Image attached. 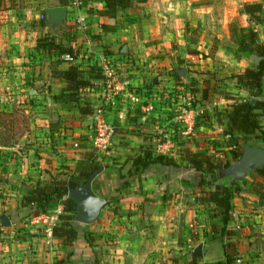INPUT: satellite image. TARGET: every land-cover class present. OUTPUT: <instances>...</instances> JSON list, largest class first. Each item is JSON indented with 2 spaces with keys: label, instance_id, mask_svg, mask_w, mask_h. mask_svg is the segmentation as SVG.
Listing matches in <instances>:
<instances>
[{
  "label": "crops",
  "instance_id": "obj_1",
  "mask_svg": "<svg viewBox=\"0 0 264 264\" xmlns=\"http://www.w3.org/2000/svg\"><path fill=\"white\" fill-rule=\"evenodd\" d=\"M244 1L257 0H131L125 9L108 16L103 13V0H82L78 6L69 0H0V103H22L25 112L36 103L44 111L35 115L48 122L36 129L39 142L31 135L24 147H11L0 165L7 171L3 181L8 192L0 216L9 219L0 223V264H192V255L196 264H202L206 259H222V243L231 242L239 252L238 264H264V198L261 203L246 180L252 171L238 179L227 175L239 181V189L231 199L226 234L214 238L210 224L220 227L221 214L213 202L204 201L201 173L180 154L181 149L223 150L226 118L218 112H227L237 98L249 95L239 87L236 74L256 65L257 54L239 50L238 43L249 29L264 40V20L255 23L239 13ZM62 5L67 7L65 20L54 30L44 9ZM67 34L73 36L70 58L36 47L47 35L66 43ZM226 62L233 68L230 81L219 75ZM107 63L128 87V92L110 99L101 83ZM71 64L90 82L79 90L78 101L70 100L62 77ZM197 81L204 84L193 87ZM225 82H233L230 97L214 91V87L224 90ZM205 85L212 88L206 90ZM132 93L139 95V104H133ZM188 96L193 98L191 106H187ZM148 102L153 110L146 112L143 107ZM181 103L187 111L182 115ZM222 104L225 110L220 109ZM83 105L92 110L106 107L105 120L115 127L106 151L93 147L90 117L79 110ZM54 110L62 120L55 131L48 115ZM261 125L264 131V118ZM46 132L59 136L57 145L49 144ZM219 136L222 142L218 143ZM73 141L79 147H73ZM144 150L174 151L178 165L152 164L140 178L117 190L119 170L126 173L131 156ZM90 160L103 166L93 189L108 203L93 223L72 221L77 238L64 244L52 234V227L61 224L63 206L54 203L34 215V206L20 200L27 186L77 175ZM198 246L201 255L195 254ZM248 251L255 257L250 259Z\"/></svg>",
  "mask_w": 264,
  "mask_h": 264
},
{
  "label": "trees",
  "instance_id": "obj_2",
  "mask_svg": "<svg viewBox=\"0 0 264 264\" xmlns=\"http://www.w3.org/2000/svg\"><path fill=\"white\" fill-rule=\"evenodd\" d=\"M106 9L103 11L108 16H113L118 9H125L130 5L131 0H103ZM264 0L244 1L241 4L239 13L247 14L255 23H261L264 20ZM45 17V15L43 14ZM65 42H57L53 36L47 35L40 38L36 44L37 48L56 50L60 54H73L70 41L73 36H65ZM239 50H249L260 56L258 64L252 67H246L236 74L237 82L241 88L248 93V97L236 99L231 109L225 113L226 127L224 134L230 138V144L233 149L231 159L221 161L214 157H209L205 153H189L183 155L191 167L201 173L199 186L207 202H213L217 213L221 214V226L212 223L210 231L215 236L222 239L226 234V225L230 219L231 199L239 189L238 180H227L223 175V170L231 163L235 162L242 154L244 145H258L264 148V131L262 128V118H264V97L263 78H264V40L259 41L257 33L252 29L247 31L245 37L239 39ZM62 77L65 80V91L70 100L76 101L79 90L89 86L90 82L83 75L81 70L74 64L62 71ZM178 78V77H177ZM78 101V100H77ZM80 112L90 114L93 110L89 105L80 107ZM132 165L126 173L119 170V184L117 190L127 187L134 178H140L152 164H163L177 166V161L173 156L164 154H155L150 150H144L142 153L131 156ZM97 161L90 160L89 165L81 167L77 175H70L67 178L53 179L48 183L42 184L35 182L25 188V193L20 202L23 205H32V213L38 215L45 211L54 203H60L63 206V213L60 215L61 224L52 227V234L63 240L64 244H71L77 238V228L72 224L76 220L75 202L67 198L69 188L83 182L89 173L99 167ZM253 177L251 185L256 189L257 195L264 198V164L252 169ZM223 182H220L221 180ZM226 180V181H225ZM219 181V182H218ZM218 234V236H217ZM90 241V236H87ZM224 248V257L215 264H238L236 262V250L233 242L229 244L222 243ZM197 257L192 255L191 263L196 264Z\"/></svg>",
  "mask_w": 264,
  "mask_h": 264
},
{
  "label": "rangeland",
  "instance_id": "obj_3",
  "mask_svg": "<svg viewBox=\"0 0 264 264\" xmlns=\"http://www.w3.org/2000/svg\"><path fill=\"white\" fill-rule=\"evenodd\" d=\"M227 43L230 44V42H227ZM236 44L237 43L235 42V45ZM238 45H239V43H238ZM226 63L228 64V62H226ZM231 63H234V62L231 61ZM229 65L230 64L225 66V65L222 64V66L220 68V72H219V75H223L222 76L223 79H227L228 81H230V79H229V78H231L230 75L233 74V72H232L233 68L229 69L228 68ZM231 65H233V64H231ZM231 67H233V66H231ZM153 72H154V69H153ZM148 81L149 82L151 81V76L149 77ZM202 84H204V83H202ZM202 84L200 83V81H197V82L193 83L192 86L193 87H197L196 85L200 86ZM224 84H226V87H224V90H222L221 88L219 90H217L214 87V91L216 93H219V94L221 93L220 95H223L225 97H230L229 94L233 93V91L230 90V88L233 87V82L232 83L225 82ZM205 86L207 87L206 90H208L209 88H212V86H209V85H205ZM189 89L191 91V87L190 86H189L188 90ZM241 89L243 90L244 88H241ZM189 95H191V94H189ZM21 104L22 103H15L14 105L8 106L6 104H2L1 105V103H0V165H1V167H2V162L5 160V156L7 155V152L9 150H11V147H14V148H17V147H20V146L24 147L26 145V140L30 139L31 138L30 136L33 135V134H34L33 135L34 140L36 142H39L40 140H37V136H35L36 135L35 134L36 133V129L37 128H42L43 129L45 125L48 126L47 125L48 122H46L44 120H41L38 115H35V114L39 113L41 111V109L43 110V108H37V106H40V105H36V103H31L32 107H31L30 111H28V112L26 111L25 112L24 107H22ZM198 108L202 109L201 106H199ZM220 109L225 110L224 109V104L221 105ZM198 111H200V110H198ZM218 113L223 115L226 112L225 111H220ZM56 114H57L56 110L49 111V113H48V115L52 116V119H53V125L50 126L51 130H53V131L57 130V127L60 125L59 122L62 123L61 117L57 116ZM38 118H39V120H38ZM224 120H225V118L223 117L222 122ZM65 122H69V120H65ZM42 133H43V131H42ZM47 133H49V132L44 133V135H45V138H48L49 144L57 145L56 143L58 141L59 136L57 134H54V133H52V134L51 133L47 134ZM183 138H184V135L180 134V140L179 141L181 143L184 141ZM178 139L179 138L176 137V141ZM222 139L224 141V147H225L223 150L219 148L217 150H214L213 153L212 152H210V153L209 152L208 153L203 152V153H205L209 157H211L209 154L217 153L219 155V157H215V158L218 159V160L221 159V161H225L226 159H231V157H232V152L231 151L233 149H235V148L233 146H231V144L229 143L230 142V138L228 136H225ZM161 141H165V140H161ZM217 141H218V143L222 142L221 136H219L217 138ZM42 143H44V142H42ZM20 150L22 151V149H20ZM166 153H168V155L171 156V155L174 154V151L168 150V151H166ZM182 153L185 156V155H188L189 153H192V152H189L188 150H185V149H181V153L180 154L182 155ZM159 154H161V153H159ZM162 154H164V153H162ZM164 155H167V154H164ZM183 155H182V157H183ZM173 157H174V155H173ZM1 167H0V214H1L2 210H3V206H4L5 202L7 201L6 198H7V194H8V192L6 190L7 186H6L5 182L3 181V178L7 177V171H4V168H1ZM223 175H224L225 179L227 180V178H226L227 177V173L224 172ZM252 177H253V173L249 172V174L246 175L247 182H251ZM219 181L223 182L222 179L219 180ZM211 224H210V226H211ZM211 237H214V236H211ZM262 250H263V248L261 247L258 250L259 253ZM238 253L239 252L237 251L236 254H234V255H237ZM247 253H248L250 259L255 257L254 256L255 252H252V251L249 252L248 251ZM257 256H259V255L257 254ZM247 261H249V260H247ZM216 262L217 261H210V259H206V260H204L202 262V264H215Z\"/></svg>",
  "mask_w": 264,
  "mask_h": 264
},
{
  "label": "water",
  "instance_id": "obj_4",
  "mask_svg": "<svg viewBox=\"0 0 264 264\" xmlns=\"http://www.w3.org/2000/svg\"><path fill=\"white\" fill-rule=\"evenodd\" d=\"M47 16V20L54 28L60 27L65 20L67 7L66 5L48 7L44 9ZM260 56L254 55L253 59L256 64L260 60ZM182 71V72H181ZM180 75L185 74V70H181ZM264 164V148L258 145H244L241 156L223 172L227 173L230 178H242L252 169ZM103 170V166H99L93 169L86 179L80 184L69 188L67 192V198L72 199L75 202V214L76 220L91 224L98 218L101 209L108 203L106 198L101 197L93 189L94 179ZM1 223H9V219L6 215L0 216ZM196 255H201V247L198 246L195 250Z\"/></svg>",
  "mask_w": 264,
  "mask_h": 264
},
{
  "label": "built area",
  "instance_id": "obj_5",
  "mask_svg": "<svg viewBox=\"0 0 264 264\" xmlns=\"http://www.w3.org/2000/svg\"><path fill=\"white\" fill-rule=\"evenodd\" d=\"M82 0H69V3L74 6H78L81 3ZM41 18L44 19L45 17L41 15ZM65 57L70 58V54H65ZM118 73L116 72V69L114 66L111 64H106L103 67V78L101 83L103 84L102 88L105 93V97L109 98L110 97H115L119 95L120 93L123 92H128V87L127 83L123 81H119L117 77ZM192 96H188L186 98L187 106H191V101H192ZM131 100L133 104H139L140 97L139 95L131 94ZM111 102V100H109ZM183 103H181L178 107L180 108V115L187 113L186 110L183 109ZM143 109L146 112L152 111L153 110V104L152 102H148L147 105H144ZM105 113H106V107H103L102 105H99L94 108V110L88 114L89 119L92 124V129H93V147L97 150L101 151H106L110 145V140L113 137L115 133V127L113 123L107 122L105 120ZM119 118H122V115L119 114ZM159 134L162 135L164 134V131L160 130ZM161 139V138H160ZM72 146L77 148L79 147V143L77 141L71 142ZM166 151H162V153L167 154ZM51 233V231L49 230Z\"/></svg>",
  "mask_w": 264,
  "mask_h": 264
}]
</instances>
